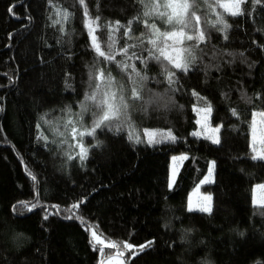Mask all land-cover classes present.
<instances>
[{
    "label": "trees",
    "instance_id": "obj_1",
    "mask_svg": "<svg viewBox=\"0 0 264 264\" xmlns=\"http://www.w3.org/2000/svg\"><path fill=\"white\" fill-rule=\"evenodd\" d=\"M81 1L99 17L102 48L109 33L117 51L137 42V0ZM243 8L237 17L222 11L227 39L204 25V52L187 72L173 69L171 86L156 63L131 60L148 76L144 100L122 130L83 137L81 161L60 132L90 91L95 51L86 11L79 0H0V264H105L123 243L139 251L123 250L128 264H264V207L254 203L264 160L251 159L250 145L252 114L264 110V0ZM130 20L133 39L126 27L113 31ZM107 66L120 81V69ZM195 106L211 107L219 144L193 135ZM82 120L91 124L89 114ZM134 131L142 142L128 138ZM146 131L176 140L148 144ZM179 155L188 159L172 184ZM213 162L214 177L204 182ZM198 187L211 196L210 214L187 210ZM93 231L117 247L96 244Z\"/></svg>",
    "mask_w": 264,
    "mask_h": 264
},
{
    "label": "snow or ice",
    "instance_id": "obj_2",
    "mask_svg": "<svg viewBox=\"0 0 264 264\" xmlns=\"http://www.w3.org/2000/svg\"><path fill=\"white\" fill-rule=\"evenodd\" d=\"M248 2L249 0H227V2H222V0H137V3L141 5V9L133 20L142 26L143 31L139 36L134 37L137 41L136 43H131L128 48H122L119 51L114 47L115 41L111 33L106 36L102 48V42L98 40L97 35H95L96 28L93 27V25H98L99 17L94 20L90 19L88 28L89 32L92 33V46L95 55L89 72L90 91L82 102V111L78 116L83 117L85 114H89L91 124L85 126L84 121L81 119H76L75 121L70 119L66 125L72 137L76 138L79 136L81 140L78 144V147L82 150L80 154L81 161L86 159L87 156V149L84 148L82 142L83 137H94L98 129L101 131L115 130L117 132L122 130L125 123L130 124L129 109L136 106L134 102L144 100L142 94L145 90L144 82L148 80V76L146 74L141 75L135 65L130 62L131 60L142 61L145 67L149 61L156 63L162 70L161 75L167 77L169 86H171L175 83V72L173 69L187 72L195 63L198 53L204 52V49L200 47L201 44H206L208 40V33L204 25H209L217 31H224V38L227 39V30L231 25L223 15H218L214 21L209 23L207 17L202 15L205 7L209 11H212L214 6L223 8L232 17H237L244 15L243 5ZM256 2L260 3L261 0H256ZM64 18L67 19L66 14ZM132 22L130 20L128 25L124 26L117 21V29H113V31L118 30L119 27H126L124 35L129 39H133ZM103 27L109 29L112 26L105 24ZM145 45H150V47H145ZM137 48L140 49L139 52L135 51ZM129 49L133 51H129ZM144 53H147V55L145 56ZM117 55L123 58L117 60ZM107 65H114L120 69L124 74L121 76L120 81L111 74L112 70ZM153 102V99L150 98L139 106L141 109H146L147 104ZM202 111L205 113V122L201 124V127L206 128L207 113L211 112L212 109L208 106ZM252 115L259 119L250 121L251 150L255 153L251 159L264 160V110L256 111ZM77 125H79V129ZM117 125H120V127H116ZM211 131L219 133L220 128H213ZM143 135L147 137L148 144L161 143L165 139L172 142L176 140V137L171 132L158 134L154 131H146ZM193 135L199 136L200 133H193ZM128 138L136 143L142 142L134 136H129ZM204 138L211 140L213 144L220 143L215 135H207ZM177 159L185 160L188 157L183 155L173 157V160ZM173 175H175V169L173 170ZM210 176L211 170H209ZM204 182L211 181L208 177H205ZM258 191H264V185H259ZM204 200L209 203L199 206L198 209H194L189 205L187 210L189 212L198 210L210 214L211 196H205ZM254 202L264 207V196ZM32 207L34 208L35 205H32ZM74 207H78V205H74ZM31 210L29 208V211ZM45 219H47V216H45ZM92 236L98 240L95 232L92 233ZM108 246L117 247L116 244ZM143 247L146 246H141V248ZM133 248L134 246L131 243L122 244L123 250L131 251ZM123 250L117 253V258L109 257L108 264H123V261L119 259V257L124 255Z\"/></svg>",
    "mask_w": 264,
    "mask_h": 264
},
{
    "label": "rangeland",
    "instance_id": "obj_3",
    "mask_svg": "<svg viewBox=\"0 0 264 264\" xmlns=\"http://www.w3.org/2000/svg\"><path fill=\"white\" fill-rule=\"evenodd\" d=\"M254 1H256V0H254ZM224 2H227V0H225ZM205 10L209 14L208 19H209L210 22L214 21L217 18L218 15H223L222 11L225 12L223 8H219V7H215V6H214L212 11H209L206 7H205ZM86 13H87V11H86ZM86 17H87V25H88L89 20L92 19V18L90 17V15L88 13H87ZM205 107H208V106H195V108H194L195 109V114H196V123H197V128H196L194 133H200V135L198 137H205L207 135H215V136H217V138L220 141V131H219V133H213L211 131V129L217 128V127H219L221 129L220 126H214V125H212L210 123V118H211L212 111L207 113V127L206 128H202L201 127V124L205 122L204 121L205 113L202 111ZM81 111H82V108H81ZM254 112H256V111H254ZM79 113L80 112L71 113L64 120V123H61L62 124V126H61L62 130H61L60 133L65 138V139L63 138V140L66 142L71 156H77V157L80 158V154H81L82 150H81L80 147H78V144L81 142V140H80L79 136H77L76 138H73L72 135L70 134V131H69L68 127H66L67 121L70 120V119H72L74 121L76 119H81L82 120V117L78 116ZM253 119H259V118L258 117H254L252 115L251 120H253ZM198 121H200V123H198ZM125 124H128V123H125ZM77 128L79 129V125H77ZM134 132L135 133H133V136L136 137V138H140L139 133H137L138 131H134ZM251 139H252V136H251V128H250V145H251V148H252ZM82 142H83L84 148L87 149V147H85L84 140H82ZM257 147H259V145H257ZM253 155H255V153H253ZM179 156H182V155H179ZM179 156H175V157H179ZM183 161L184 160H179V159L173 160V158H172V184L174 183V179H175V177H176V175L178 173V169L180 168V165L182 164ZM174 169H175V175H173V170ZM209 170H211V176L209 177V171H208L207 177H208V179L210 181H212V179L214 177V173H215V165L213 167V163H211V165L209 167ZM259 185H264V184H259ZM259 185H256L254 187V201L259 199L260 197L264 196V191H258V186ZM205 196H210V195L207 194V193L202 192L199 187L196 188L194 191H192V193L189 196V205H191L194 209H198L199 206H201V205H203L205 203H209V202L204 200ZM255 204L260 205L259 203H255ZM210 206H212L211 201H210ZM195 211H198V210H195ZM93 232H95V231H93ZM96 237L98 238V240L94 239L93 236H92V239H93V241L96 244H100V245L105 246V247H109L108 245H110V244H115L113 241L106 240L105 238H103L102 236L98 235L97 233H96ZM103 251H104V249H100V256H103ZM118 252L119 251H117V253ZM127 252L129 253L130 257H132L135 254H137L139 251L137 250V247L134 246V248L131 251L127 250ZM110 257L117 258V254L113 255V256H110ZM119 259H121L123 261V264H128L127 263L128 257L122 256V257H119ZM104 263L108 264V258L105 260Z\"/></svg>",
    "mask_w": 264,
    "mask_h": 264
},
{
    "label": "water",
    "instance_id": "obj_4",
    "mask_svg": "<svg viewBox=\"0 0 264 264\" xmlns=\"http://www.w3.org/2000/svg\"><path fill=\"white\" fill-rule=\"evenodd\" d=\"M80 2V6L84 9V11H87V6L85 5V3H83L81 0H79Z\"/></svg>",
    "mask_w": 264,
    "mask_h": 264
}]
</instances>
